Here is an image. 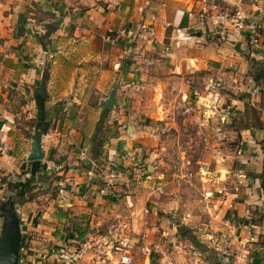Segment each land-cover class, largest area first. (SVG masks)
<instances>
[{
	"label": "crops",
	"instance_id": "1",
	"mask_svg": "<svg viewBox=\"0 0 264 264\" xmlns=\"http://www.w3.org/2000/svg\"><path fill=\"white\" fill-rule=\"evenodd\" d=\"M219 8L238 11L240 36L231 26L212 24ZM251 32L257 35L254 45L247 41ZM248 60L264 66V0H0V130L10 147L0 157V194L8 193L6 201L11 204L14 197L25 200L16 210L25 226L21 264H33L49 247L69 243L77 236L75 230L86 228L92 235H102L108 220L125 208L134 211L135 232L148 240L160 242V236L170 235L163 218L157 216L162 222L154 227L149 217H140L142 209L152 215L169 214L175 200L135 184L143 176L132 168L131 148L141 137L143 144L150 143L147 135L164 99L180 94L182 101L190 91L196 94L189 86L196 75L203 79L213 75L217 87L225 84L230 90L225 95L231 94L228 101L241 109L248 93L254 96L260 87L250 85L244 75ZM230 80L239 85L231 86ZM41 84L44 94L35 92ZM235 89L247 94L235 95ZM112 90L113 107H102ZM206 93L195 102H227L214 92ZM35 95L45 98L43 119L49 122L40 137L43 158L62 167L50 181L62 194L50 196L40 215L28 210L29 199L20 190L24 184H37V175L48 176L40 161L25 159L39 116ZM253 100L259 102V95ZM259 108L257 115L264 122V105ZM102 114L103 125L114 136L107 135L100 158L94 160L88 154L90 140ZM236 140L240 148L233 158L239 170L224 168L225 179L216 187L223 186L226 193L208 201L203 228L183 229L190 254L174 257V264H198L201 261L191 254L197 255L200 248L206 257L210 246L229 255L225 264H264V241L238 243L264 223L259 177L264 171V132L242 130ZM85 159L118 174L113 195L97 194L101 182L85 175L89 169ZM38 186L48 187L45 182ZM154 231L160 236L153 237ZM201 231L206 232L197 239ZM139 257L132 256L133 264L150 263Z\"/></svg>",
	"mask_w": 264,
	"mask_h": 264
},
{
	"label": "rangeland",
	"instance_id": "2",
	"mask_svg": "<svg viewBox=\"0 0 264 264\" xmlns=\"http://www.w3.org/2000/svg\"><path fill=\"white\" fill-rule=\"evenodd\" d=\"M259 67L264 66L259 65ZM261 70L264 71V68ZM244 75L249 77L250 85H253L251 71L244 72ZM205 77L207 79H203V75L200 74L196 75L193 81L190 80L191 84L189 86L192 85L196 94L190 91L187 98L183 99L184 101L178 98L180 94L176 98L168 96L169 99H164L162 107L160 105L161 109H156L157 114H154L155 125L149 129L147 135L150 143L143 144L142 140L144 138L141 137V142H135L130 151L129 156L131 157L129 158L133 164L138 155L141 158V162L132 168L138 170L139 176H143V179H145L136 178L137 183L135 184L147 191L158 190L159 192L157 193L160 196L175 200L173 210L169 214L158 213L152 215L147 210V214L144 215L145 218L149 217V221H153L154 227H158L163 221L165 228L170 230V235L165 237L164 235H162L163 237L160 236L161 233L157 231L153 232V237L155 235L160 236V242L159 240H154V242L167 248V252L160 256L161 261L157 254H153L149 259V264H174V257L185 255V253L187 255L190 254L191 244L188 241V237H183L186 233L183 232V229H187L188 225L195 231L198 228H203L202 226L206 222L203 215H208L204 212V209L206 210V206L210 202L202 199V193L212 189L210 187L216 188L219 182L224 181L225 167H227L228 172H235L239 168L235 165L236 161L233 157L237 156V151L240 148L236 140L239 138L240 131H250L257 126L264 128V122L258 124L255 120L256 117L259 118L257 109H260L259 106L264 105V83H258L260 87L256 92L259 95V102H254L253 98L257 94L255 93L254 96H251L250 91L247 103L243 104L241 110L231 105L230 102L232 100L228 101L231 94L225 95L226 91H230L227 90L228 88H226L225 84L217 87L215 84L219 81L213 75H205ZM228 83L231 86L232 84L239 85V83L231 80ZM206 91L216 93L220 98L227 99V102L218 103L216 99L211 103L207 101L195 102L197 97L206 95ZM175 92L173 91L172 93ZM241 92L246 93L244 90L236 89L233 93L240 95ZM140 104L145 106L143 111L148 109L145 101L143 103L140 102ZM160 111H162V114ZM108 131L111 132V128ZM258 143L261 144V141ZM148 170L149 172H146ZM131 175H134L133 171H131ZM145 176L147 178H144ZM53 180L54 175H48L47 177L37 175V184L24 189V196L29 199L30 203L28 204V210L33 211L35 215L36 213L40 215V212L44 210L50 196L59 195V191L55 190L54 186H51L53 183L50 181ZM40 182H45L48 187L40 189L38 186ZM7 195L8 193L4 192L0 194V205L7 202ZM23 201H25L23 196L20 198L14 197L12 203L14 219L18 221L19 225H23L24 222L21 221V217L16 213V210L22 206ZM157 216L164 220L158 219ZM144 217L143 219H145ZM205 232H198L196 234L198 237H195L198 239L199 235H204ZM87 233L88 230H86L83 237H86ZM201 246L204 247V244H201ZM213 248L210 246V249H207L206 257L200 248V253H197V255L192 253L191 255L198 257L201 262L204 261V263L198 262V264H225L223 260L227 259V257L221 254V249L214 251ZM135 253L139 252L133 248L132 256L135 255L136 258L138 256H140L139 258L143 257ZM144 264L147 263L144 262Z\"/></svg>",
	"mask_w": 264,
	"mask_h": 264
},
{
	"label": "built area",
	"instance_id": "3",
	"mask_svg": "<svg viewBox=\"0 0 264 264\" xmlns=\"http://www.w3.org/2000/svg\"><path fill=\"white\" fill-rule=\"evenodd\" d=\"M242 17L238 11L230 13L226 9H216L215 16L213 17L212 24L215 26H231L235 36H240L243 32ZM110 34L111 31H108ZM256 36L253 32L250 33L248 41L251 44H256ZM117 38V36H116ZM9 152V144L0 135V156H5ZM239 152L237 151V155ZM80 157L84 158L81 152ZM131 157V156H129ZM134 159V158H133ZM138 157L134 160V165L141 162ZM88 161V160H87ZM89 162V161H88ZM90 168L85 172L88 178L96 176L101 182V188L98 195H113V184L118 180V174L110 169L102 168L101 166L94 165L89 162ZM62 167L55 164L49 159L41 161V171L47 175L57 176L60 174ZM207 191L202 193V199L213 201L226 193L225 188L210 187ZM62 194V190H59ZM116 204L120 205L116 200ZM147 214V209L140 211V217ZM134 211L129 208L122 210L121 215L111 217L104 229L102 235H92L87 233L86 237L78 239L76 236L67 244L54 245L46 250L44 255L38 256L32 261L33 264H133L132 249L138 250L147 261L157 254L163 256L167 252V248L162 247L161 244L148 240L146 236L141 235L132 227V219ZM260 239L264 241V223L257 229L255 234H250L243 241H238L239 244L256 243ZM161 245V246H160ZM24 251L23 245L20 246L18 264H21L20 256ZM225 257L229 255L221 251ZM158 258V259H159ZM161 261V258L159 259Z\"/></svg>",
	"mask_w": 264,
	"mask_h": 264
},
{
	"label": "water",
	"instance_id": "4",
	"mask_svg": "<svg viewBox=\"0 0 264 264\" xmlns=\"http://www.w3.org/2000/svg\"><path fill=\"white\" fill-rule=\"evenodd\" d=\"M52 23V26H55ZM199 37V33H195ZM38 94H44L43 84L35 90ZM114 90L106 100L100 103L102 107L112 108L114 105ZM41 134L35 132L31 135V144L29 153L26 156L27 162H38L43 160V153L40 147ZM85 166L90 168L89 162L85 159ZM25 232V226L19 225L18 221L14 219V212H12V204L5 202L0 205V264H18L19 250L21 246V234Z\"/></svg>",
	"mask_w": 264,
	"mask_h": 264
},
{
	"label": "trees",
	"instance_id": "5",
	"mask_svg": "<svg viewBox=\"0 0 264 264\" xmlns=\"http://www.w3.org/2000/svg\"><path fill=\"white\" fill-rule=\"evenodd\" d=\"M245 39H247V36H245ZM248 41V39H247ZM248 64H249V71H251V79L255 84H258L259 82L264 83V71L261 70L264 67H258V63L253 61V60H248ZM36 96V108H37V112L39 113L38 118L35 119L34 122V126H33V130L35 132H38L41 135H44L48 128H49V122L46 119H43V114H44V108H43V104L45 101V98L42 96ZM105 115L102 114L101 117L99 118L98 122L96 123L95 127H94V131L90 140V144H91V148L89 149V156L91 159L96 160L97 158H100L101 156V147L104 144V142H106V138L107 135L110 136H114L112 132H109V128H107V126L103 125V120H104ZM255 120L257 121L258 124H262L263 121H261L259 118H255ZM254 129L256 130H261L264 132V128H261V126H257L254 127ZM35 163V162H33ZM37 164V163H36ZM263 173L264 171L261 172V174L259 175V177L262 179L261 181V190L264 193V178H263ZM25 188H29V186H27V184L22 185V187L20 188V190L22 191V193L24 194V189ZM75 235H77L76 237L78 239H81L84 234L86 233V228L80 230H75L74 231ZM22 244V241H21Z\"/></svg>",
	"mask_w": 264,
	"mask_h": 264
}]
</instances>
